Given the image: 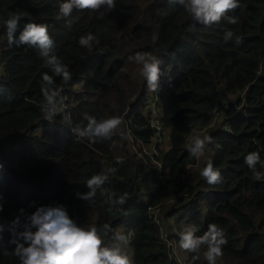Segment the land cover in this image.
<instances>
[{
    "label": "trees",
    "instance_id": "obj_1",
    "mask_svg": "<svg viewBox=\"0 0 264 264\" xmlns=\"http://www.w3.org/2000/svg\"><path fill=\"white\" fill-rule=\"evenodd\" d=\"M62 2L0 0V264H19L10 241L20 228L12 222L56 205L83 227L109 225L106 242L117 244L123 229L133 264H208L205 248L193 260L197 253L181 249L179 239L188 226H197L200 236L212 223L227 239L216 264H264V178L257 180L245 163L253 151L264 160V0H239L210 26L167 0H115L112 10L74 9L58 19ZM9 12L20 16L17 37L26 23L49 26V55L67 65L69 82L54 75L39 49L8 44L3 19ZM229 30L233 38L225 40ZM88 33L99 40L91 48L78 43ZM136 53L162 61L158 92L139 75ZM44 74L65 97L70 123L62 115L43 119ZM149 93L157 99L159 133L150 124ZM86 116H121L125 123L93 144L70 131L85 126ZM194 134L214 139L199 157L188 150ZM152 145L153 153L144 151ZM209 160L221 174L217 184L200 175ZM111 167L116 172L94 202L77 198L91 176ZM256 170L264 173L260 164ZM124 193L126 203L108 212L109 196ZM162 228L180 260L170 256Z\"/></svg>",
    "mask_w": 264,
    "mask_h": 264
},
{
    "label": "clouds",
    "instance_id": "obj_2",
    "mask_svg": "<svg viewBox=\"0 0 264 264\" xmlns=\"http://www.w3.org/2000/svg\"><path fill=\"white\" fill-rule=\"evenodd\" d=\"M167 2L169 5L183 6L194 20L205 26L219 23L228 12L240 6L239 0H167ZM104 6H107L108 10L114 9L115 0H63L59 5L57 18L71 17L74 9L97 11ZM19 21L20 16L13 12H9L8 18L3 19L8 44L28 45L39 49L41 55L47 57V64L54 75L61 77L65 83L69 82L72 79V72L69 71L67 65L63 64L57 56L49 55L54 46V41L49 35V26L33 22L26 23L17 37L15 33ZM228 22L235 24L237 18L228 17ZM233 35L231 30L227 31L225 40H231ZM93 41L99 43L94 34L88 33L82 35L78 43L83 47L91 48ZM235 42L240 44L242 39L237 36ZM133 59L141 65L139 75L146 80L148 88L153 92H158L162 61L150 53H136ZM42 80L41 109L45 114V119L52 121L55 115L63 113L62 119L70 123V113H64L65 97L61 95V90L55 87L53 76L44 74ZM85 118L87 119L85 126L77 125L70 131L78 140L86 139L93 144L110 139L125 123L121 116H111L99 121L94 116ZM120 135L127 139L125 132L121 131ZM190 141L188 150L195 157L202 156L206 145L214 143L213 137L207 134L203 136L194 134L190 137ZM216 147L219 148L220 145L217 144ZM245 163L257 180L264 178V173L256 170L257 164L264 167V160H261L259 152L248 153ZM115 172L116 168L111 167L91 176L86 181L88 191L77 193V198L89 203L94 202L97 189L108 181L109 174ZM200 175L208 184H217L221 180V174L213 166L211 160L207 161L201 169ZM128 198L127 193L114 200L109 196L110 206L107 211L111 213L114 205H124ZM124 214L127 215L126 212ZM12 223L20 228L19 231H13V239L10 241L15 244L13 254L19 258V264H133L129 255L123 252L118 244L106 242L108 233L112 231L109 225H103L102 229L96 225L83 227L68 215L63 205L37 207L34 212L26 215L22 224L19 217ZM198 230L195 225L186 227L180 233L179 247L185 251L197 253L193 260L199 259L198 253L203 247L206 249L203 255L208 264H216L217 260L223 256L222 246L227 244L223 229L212 223L208 225L203 235H195ZM0 231H2V226H0ZM114 239L127 243V238L123 235H116Z\"/></svg>",
    "mask_w": 264,
    "mask_h": 264
},
{
    "label": "built area",
    "instance_id": "obj_3",
    "mask_svg": "<svg viewBox=\"0 0 264 264\" xmlns=\"http://www.w3.org/2000/svg\"><path fill=\"white\" fill-rule=\"evenodd\" d=\"M220 98H221V96L218 95L217 96V100L219 101ZM149 99H150V101L148 100L147 107H148V109L151 112L150 124H151V126L156 128V133H159L161 131V126H160V123H159V107L157 105V99H156L154 93L153 94L150 93ZM230 100L231 99H228V101H230ZM213 114H214V118H217L219 116V112L218 111H215V112L213 111ZM43 119H45V114L43 116ZM45 120H47V119H45ZM154 144H155V140H154ZM144 151L145 152L148 151V152L153 153L154 152V145H152L151 147H144ZM155 213H157V212L155 211ZM153 217H154V219L157 222H159L157 220L158 218L155 215ZM162 236L165 239V242H166V245L168 247V252H169L170 256L173 255L177 259H179L177 257L179 252H178V249L176 247V244H174L171 240L166 238V232H165L164 228H162Z\"/></svg>",
    "mask_w": 264,
    "mask_h": 264
},
{
    "label": "rangeland",
    "instance_id": "obj_4",
    "mask_svg": "<svg viewBox=\"0 0 264 264\" xmlns=\"http://www.w3.org/2000/svg\"><path fill=\"white\" fill-rule=\"evenodd\" d=\"M76 86V85H75ZM149 96H150V93L149 94H147V99L150 101V99H149ZM59 115H62L63 116V113H61V114H57V115H55V116H59ZM64 121V120H63ZM66 122V121H65ZM7 162L9 163V158L7 159ZM6 162V163H7ZM157 212V211H156ZM178 215V214H177ZM118 234L119 235H123V236H125L126 238H127V236L125 235V232H124V230L123 229H120L119 231H118ZM117 244L120 246V248H121V250L123 251V252H125V253H127V255H129L130 256V254H129V252H128V250H127V244H128V238H127V243H125V242H123V241H118L117 240ZM179 259H181V255L180 254H178V256H177Z\"/></svg>",
    "mask_w": 264,
    "mask_h": 264
}]
</instances>
